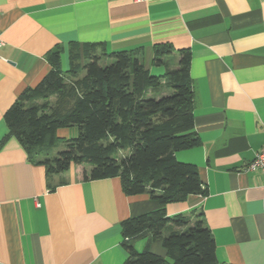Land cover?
<instances>
[{"label": "crops", "instance_id": "1", "mask_svg": "<svg viewBox=\"0 0 264 264\" xmlns=\"http://www.w3.org/2000/svg\"><path fill=\"white\" fill-rule=\"evenodd\" d=\"M158 45L173 49L164 62L190 52L199 144L175 159L196 167L205 196L161 206L148 194L124 195L119 178L84 180L88 166L47 177L7 136L4 113L47 75L55 47L63 72L72 51L81 67L90 53L140 50L159 76ZM68 130L56 137L71 139ZM263 144L264 0H0V264H122L120 223L159 209L201 213L218 263L264 264V176L245 169ZM148 239L134 250L164 257L162 241Z\"/></svg>", "mask_w": 264, "mask_h": 264}, {"label": "trees", "instance_id": "2", "mask_svg": "<svg viewBox=\"0 0 264 264\" xmlns=\"http://www.w3.org/2000/svg\"><path fill=\"white\" fill-rule=\"evenodd\" d=\"M172 52L167 45L154 47L152 64L164 68L156 76L144 68L140 50L90 53L81 67L72 51L70 68L63 72L61 49L55 47L45 56L47 75L4 113L7 136L20 143L32 164L45 168L47 177L88 166L84 180L119 178L124 195L148 194L161 206L205 196L196 167L175 159L176 152L196 147L199 140L190 52L176 51L175 69L163 61ZM104 59L111 63L102 67ZM73 127L76 137H56L58 129ZM58 144L64 150L53 155ZM120 228L128 253L122 264H220L201 213L167 217L159 209L124 220ZM146 235L148 241H162L164 257L147 248L134 250L133 242Z\"/></svg>", "mask_w": 264, "mask_h": 264}, {"label": "built area", "instance_id": "3", "mask_svg": "<svg viewBox=\"0 0 264 264\" xmlns=\"http://www.w3.org/2000/svg\"><path fill=\"white\" fill-rule=\"evenodd\" d=\"M134 3H140L144 0H132ZM246 170L260 171L264 176V144L259 152L256 153L252 161L246 166Z\"/></svg>", "mask_w": 264, "mask_h": 264}, {"label": "rangeland", "instance_id": "4", "mask_svg": "<svg viewBox=\"0 0 264 264\" xmlns=\"http://www.w3.org/2000/svg\"><path fill=\"white\" fill-rule=\"evenodd\" d=\"M176 57H177V54L176 53H173V56L172 57H169V59H166V62L165 64L167 66H169L170 68L174 65H176ZM111 63V61H108L107 59H104L100 62V66H107ZM69 130L72 132L71 135L68 137V138H74L76 137L77 135V129L75 127L73 128H69ZM68 130V131H69ZM70 133V132H68ZM64 150V146L62 144H58L57 147L54 149V152H53V155H56L58 152Z\"/></svg>", "mask_w": 264, "mask_h": 264}]
</instances>
